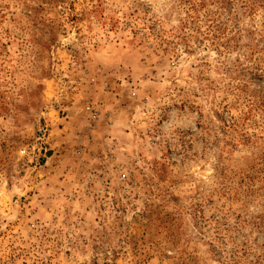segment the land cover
Returning <instances> with one entry per match:
<instances>
[{
  "label": "rangeland",
  "instance_id": "374dc122",
  "mask_svg": "<svg viewBox=\"0 0 264 264\" xmlns=\"http://www.w3.org/2000/svg\"><path fill=\"white\" fill-rule=\"evenodd\" d=\"M0 264H264V0H0Z\"/></svg>",
  "mask_w": 264,
  "mask_h": 264
}]
</instances>
